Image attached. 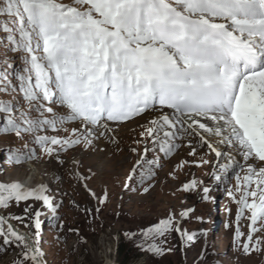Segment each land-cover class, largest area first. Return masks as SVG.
I'll use <instances>...</instances> for the list:
<instances>
[{
	"label": "snow or ice",
	"instance_id": "6c2138e0",
	"mask_svg": "<svg viewBox=\"0 0 264 264\" xmlns=\"http://www.w3.org/2000/svg\"><path fill=\"white\" fill-rule=\"evenodd\" d=\"M0 18L6 51L23 54L22 71L14 77L23 105L0 101V119L5 121L0 134L14 133L20 139L31 135L45 154L55 151L58 156L65 146H93V136L110 131L109 122L122 124L159 111L140 133L137 143L144 144L143 153L132 149L139 159L128 179H134L141 161L159 164L147 159V153L158 150L169 157L189 138V155L194 156L197 147L191 140H198L199 147L206 145L224 161L219 170L227 173L239 166L245 173L243 178L236 175L239 198L231 189L228 196L238 205V220L245 210L250 212L243 251L258 250L262 241L253 236L264 232V166L256 167L257 161L264 165V0H0ZM0 65V91L16 95L6 71L12 61L0 59ZM52 104L67 109L66 115L57 116ZM66 123H79L83 131L74 128L63 138L38 134L60 131ZM9 159L25 162L19 155ZM146 171L139 173L141 184L154 178L151 167ZM195 186L193 181L184 190ZM47 191L45 186L26 190L19 183H0V207L33 199L55 212L59 205L53 206ZM88 191L105 202L106 194L101 200ZM209 192L203 188L204 200ZM41 215L34 213L36 243ZM3 224L0 218L4 245L16 244L24 260L38 264L41 249L30 247L28 237L11 225L5 231ZM169 231L181 232L171 218L149 229L154 237ZM194 236L187 235V240L194 241ZM236 236L242 233L237 230ZM149 250L162 252L155 245Z\"/></svg>",
	"mask_w": 264,
	"mask_h": 264
},
{
	"label": "rangeland",
	"instance_id": "374dc122",
	"mask_svg": "<svg viewBox=\"0 0 264 264\" xmlns=\"http://www.w3.org/2000/svg\"><path fill=\"white\" fill-rule=\"evenodd\" d=\"M62 2L71 4L72 0ZM2 21L0 18V23ZM6 35L0 31V59L12 61V67L6 71L16 85V95L0 91V101L23 105L18 82L14 79L22 71L23 54L6 51L9 47L3 39ZM49 106L57 116L67 113V109L58 105ZM153 112L122 124L109 122L110 131L104 136H93V146L86 147L83 143L71 148L65 146L58 156L55 151L51 156L45 154L32 142L31 135L20 139L14 133L0 134V183H19L22 188L31 190L49 183L50 178L53 182L46 195L53 206L59 205L55 212L33 199L20 203L13 200L8 207H0V214L26 231L33 246L41 249L43 255L38 264H106L109 261L117 264L115 250L128 240H133L143 253L139 260L130 264H264V232L253 236L254 241L257 238L262 241L258 250L245 254L242 244L247 242L250 233V212L245 210L238 220V205L228 196L231 189L239 198L236 175L243 178L245 174L239 166L224 173L217 167L223 162L207 152L200 151L194 155L197 157H185L175 150L165 157L157 150L147 153V159H157L159 164L150 166L141 161L142 167L137 168L134 179H128L139 159L132 149L142 154L144 144L137 143L142 137L136 133L131 138L123 136L127 131H121L119 127L137 122L133 130H139L148 124ZM4 126L5 121L0 119V128ZM74 128L83 131L79 123H66L60 131L38 134L63 138ZM32 152L35 155L27 158ZM16 155L24 157L25 162L17 164L9 159ZM201 158L208 163H202ZM184 161L187 163H182ZM239 165L243 163L239 161ZM261 166L264 165L257 161L256 167ZM150 167L154 178L139 183V173L145 171L147 174ZM20 171L24 174L19 175ZM34 173L35 178L32 177ZM214 175H220L221 179H214ZM85 176L89 177L87 181L83 180ZM193 181L196 186L185 191L184 185ZM126 184L129 186L125 187ZM204 187L210 189L207 200L203 199ZM88 189L101 200L106 194L105 202L100 203ZM30 204L32 207L26 213L25 208ZM36 210L42 213L38 243L33 227ZM169 218L181 229L180 233L169 231L160 237L149 233V229ZM3 228L7 231L5 221ZM237 230L242 233L240 238L236 236ZM191 234H195L192 242L187 240V235ZM153 245L162 252L150 251ZM21 252L16 244L4 245L0 238V264H19L20 261L33 264L31 260H24Z\"/></svg>",
	"mask_w": 264,
	"mask_h": 264
},
{
	"label": "bare ground",
	"instance_id": "6f19581e",
	"mask_svg": "<svg viewBox=\"0 0 264 264\" xmlns=\"http://www.w3.org/2000/svg\"><path fill=\"white\" fill-rule=\"evenodd\" d=\"M165 113H170L171 112V110H169V109H164L163 110ZM154 114L152 115V117H151V119H153V118H155L156 116H158V115H160V112L159 111H155V112H153ZM146 118V117H145ZM145 118H143V119H145ZM140 121V120H139ZM141 122V121H140ZM137 123V122H136ZM136 123H134V124H129V125H127V126H120L119 127V129L122 131V130H126L127 132H125V133H123V136H125V137H127V138H131V135H133V137L135 136V133H136V135H138V136H140V133L141 132H143L144 131V127L143 126H141L140 128H139V130H133V128L136 126V125H138V124H136ZM141 124V123H140ZM130 130H132V131H130ZM182 147H180L179 149H176V152H178V153H180V155H183V156H185V157H187L188 155H189V152H190V148L187 146L188 145V143H189V138H185L182 142ZM191 143H192V145L193 146H195V147H197V154L200 152V151H204V152H207V153H209L213 158H217L216 157V155H215V153L214 152H210L209 151V149L207 148V146L205 145L204 147H199L198 146V140H191ZM212 143L213 144H216V141H215V138H213L212 139ZM221 151H224L225 150V147L223 146V145H216ZM68 150V149H67ZM196 154V155H197ZM233 155H236L235 153H233ZM190 156V155H189ZM192 157H197V156H193L192 155ZM217 159H219V158H217ZM220 160V159H219ZM236 160L237 161H240V163H243V165H244V163H245V161L243 160V158L242 157H240V156H238V155H236ZM222 162H224L223 160H221ZM251 161H249V163H250ZM38 170H40V168H37ZM24 170V169H23ZM44 172V171H43ZM20 174H24V172L22 173L21 171L19 172V175ZM32 177L33 178H35V173L32 175ZM45 180V179H44ZM52 181H51V178L49 179V183H47V184H43L42 186H45L48 190L50 189V187H51V185H52ZM39 188V187H38ZM22 189H25V188H22ZM37 189V188H36ZM31 190H35V188H33V189H31ZM47 193V192H46ZM45 193V194H46ZM6 223V229H8V226L9 225H11L19 234H21V235H25V236H27L28 237V243L30 242L31 243V236L26 232V231H24V230H22L21 228H19L15 223H12V222H10V221H8V222H5ZM117 250V249H116ZM116 250H115V253H114V255H116ZM115 261V260H114ZM106 264H116V263H113V262H108V263H106Z\"/></svg>",
	"mask_w": 264,
	"mask_h": 264
},
{
	"label": "trees",
	"instance_id": "16d2710c",
	"mask_svg": "<svg viewBox=\"0 0 264 264\" xmlns=\"http://www.w3.org/2000/svg\"><path fill=\"white\" fill-rule=\"evenodd\" d=\"M142 256V251L134 244L133 240L120 243L116 250L117 264H130Z\"/></svg>",
	"mask_w": 264,
	"mask_h": 264
},
{
	"label": "water",
	"instance_id": "95a60500",
	"mask_svg": "<svg viewBox=\"0 0 264 264\" xmlns=\"http://www.w3.org/2000/svg\"><path fill=\"white\" fill-rule=\"evenodd\" d=\"M0 217L3 218V220H4L5 222H8V221H9V220H7V219H6L3 215H1V214H0ZM29 244H30V247L34 248V246H33L32 243L29 242Z\"/></svg>",
	"mask_w": 264,
	"mask_h": 264
}]
</instances>
